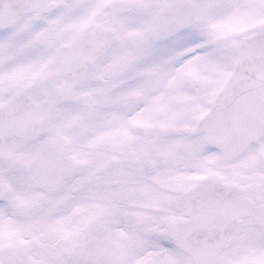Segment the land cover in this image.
<instances>
[{"label":"snow or ice","instance_id":"6c2138e0","mask_svg":"<svg viewBox=\"0 0 264 264\" xmlns=\"http://www.w3.org/2000/svg\"><path fill=\"white\" fill-rule=\"evenodd\" d=\"M0 264H264V0H0Z\"/></svg>","mask_w":264,"mask_h":264}]
</instances>
